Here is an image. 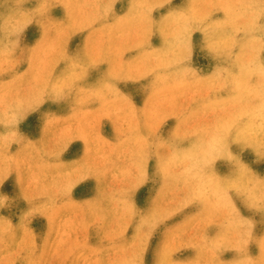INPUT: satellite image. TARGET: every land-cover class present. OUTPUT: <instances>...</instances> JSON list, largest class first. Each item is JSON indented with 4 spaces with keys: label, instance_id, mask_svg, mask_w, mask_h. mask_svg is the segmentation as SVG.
Returning <instances> with one entry per match:
<instances>
[{
    "label": "rangeland",
    "instance_id": "374dc122",
    "mask_svg": "<svg viewBox=\"0 0 264 264\" xmlns=\"http://www.w3.org/2000/svg\"><path fill=\"white\" fill-rule=\"evenodd\" d=\"M148 261L264 264V0H0V264Z\"/></svg>",
    "mask_w": 264,
    "mask_h": 264
},
{
    "label": "snow or ice",
    "instance_id": "6c2138e0",
    "mask_svg": "<svg viewBox=\"0 0 264 264\" xmlns=\"http://www.w3.org/2000/svg\"><path fill=\"white\" fill-rule=\"evenodd\" d=\"M147 264H152V261H148Z\"/></svg>",
    "mask_w": 264,
    "mask_h": 264
},
{
    "label": "bare ground",
    "instance_id": "6f19581e",
    "mask_svg": "<svg viewBox=\"0 0 264 264\" xmlns=\"http://www.w3.org/2000/svg\"><path fill=\"white\" fill-rule=\"evenodd\" d=\"M217 173V172H216Z\"/></svg>",
    "mask_w": 264,
    "mask_h": 264
}]
</instances>
